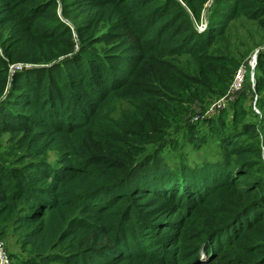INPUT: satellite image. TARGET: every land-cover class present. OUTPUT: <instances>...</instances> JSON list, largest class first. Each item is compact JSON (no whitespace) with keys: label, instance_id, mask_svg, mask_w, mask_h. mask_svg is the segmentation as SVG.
Segmentation results:
<instances>
[{"label":"trees","instance_id":"obj_1","mask_svg":"<svg viewBox=\"0 0 264 264\" xmlns=\"http://www.w3.org/2000/svg\"><path fill=\"white\" fill-rule=\"evenodd\" d=\"M183 1L190 13L177 0H71L85 16L78 22L65 9L63 16L83 41L102 22L112 24L93 50L75 53L57 0H0V136H8L6 155H13L0 165V239L14 241L13 257L28 264H264L256 124L248 146L220 134L235 156L224 171L208 164L210 156L190 163L166 155L174 127H193V113L226 96L247 55L241 47L264 46V0H216L231 5L222 24L211 20L202 34L189 21L190 14L199 20L201 8ZM44 19L54 26L43 31ZM103 47L112 49L102 54ZM70 54L76 62L57 63ZM19 64L43 67L13 74L9 89ZM257 64L261 94L264 51ZM259 102L264 114V96Z\"/></svg>","mask_w":264,"mask_h":264},{"label":"rangeland","instance_id":"obj_2","mask_svg":"<svg viewBox=\"0 0 264 264\" xmlns=\"http://www.w3.org/2000/svg\"><path fill=\"white\" fill-rule=\"evenodd\" d=\"M57 1L59 6L55 9V11L58 17L61 18V20L64 21L67 26H69L72 32L76 44L75 53H77L83 46H86L85 48L89 50H93L96 38H100L102 36L104 37L105 34L111 32L112 24L110 23V25L107 21H105L100 24L99 29L96 33L87 35V40L83 41V39L77 34L75 25H73L71 21L64 18L63 10L65 9L66 12H72L73 16L78 17V22H80L84 18V10L77 5L73 6L74 3H71V0ZM177 2L185 7L187 12L190 13L189 8L187 7V5H185V2L183 0H177ZM230 5L231 2H225L220 5L216 0L194 1L192 6L201 8V13L199 14L200 17L198 21L190 14L189 21L193 23V30L196 33L202 34L208 29L211 20L217 26L219 24H222L223 17L222 15H220V13L222 12L224 6ZM263 7L254 5L255 9ZM38 16H41V14L39 13ZM96 23L97 21L94 22V26ZM41 24L43 31H45L46 27L48 26H54V23H52L49 19L42 20ZM244 45L245 47H241V50L244 55L247 54L246 58L241 63H237L238 66L235 72V77L228 91V93L230 92L232 96V100L227 103L226 108H224L223 110L212 112V114H209V110L212 105L220 100L219 98H215L214 101L211 102V105L204 112H195L192 114L193 117L190 118L189 125L191 124L193 125V127H189V129L185 128L187 127L186 125L174 127L170 133V135L173 134L174 141H172V144L166 146V155L170 160L178 161L180 160V156L185 155L189 158L190 163H198L202 161L205 156H210L211 159L208 161V164H214L215 166H218V169H223L222 171H224L225 167L227 166V163L224 160L234 159L235 156L232 152H228V150L231 149V146H229L227 149H224L220 145V134H222V136H229L231 138L230 142L232 144H237L239 146H248L247 142L249 137L255 134L247 132H249L250 127L256 124L259 137L256 135L255 136L257 137V139L259 140V144L261 145L262 161L264 162V139L262 136L264 134V127H262L261 125L262 117L264 114L259 107V101L261 100L262 96H264V92H262L261 94L258 93V84L256 81V77L258 78L259 74L262 72V67L258 66L257 64V66L253 68L250 65L253 57L256 54L258 57L259 51H264V46L257 49H252L247 43H245ZM111 49L112 47H103L101 48V52L102 54H104ZM72 58L73 54H70L59 59L57 63L65 64L67 61H69L70 64H73L76 61L72 60ZM42 67L43 66L30 64H19L12 66L9 73V75L11 74V78L9 77L10 83L8 88L10 89L11 87L13 74L23 73V71H26L28 69H39ZM240 73L244 74L242 82L240 81L241 78H238ZM32 76L33 74L31 73L28 76V79ZM239 132H244L246 134L242 135L239 138L232 137V134H237ZM8 140V136H0V165H2L3 163L9 164L11 160H13V155H6V151L9 148ZM199 143L201 144V146H199ZM3 168L4 166H0V169ZM206 171L207 170H205V172ZM3 240L5 239H0V242H3ZM5 243L4 244L6 248L4 247L3 249H0V252L2 251L5 257L7 253L11 264H28L26 259H22L18 255L17 258L13 257L12 253L16 251L13 247L14 241L12 239H10V241H6ZM53 264L63 263L61 261V263L56 262Z\"/></svg>","mask_w":264,"mask_h":264},{"label":"built area","instance_id":"obj_3","mask_svg":"<svg viewBox=\"0 0 264 264\" xmlns=\"http://www.w3.org/2000/svg\"><path fill=\"white\" fill-rule=\"evenodd\" d=\"M256 57H257V55H256ZM250 65H251L253 68H255V66H257V58H255V64L253 65V64H252V61H251ZM238 78H239V79L241 78L240 80H241V82H242V80H243V78H244V74L242 75V74L240 73V75L238 76ZM230 100H232V96H231V94H230V92H229L228 94H226L225 97H223L222 99L218 100L217 102H215V103L212 105V107H211L210 110H209V114H212V112H218V111H220V110H223L224 108H226L227 103H228ZM4 247L6 248L4 242H0V249H3ZM0 261H1L0 264H9V263H10L9 258H8V256H7V253H6V257H5L4 254L2 253V251L0 252ZM10 264H11V263H10Z\"/></svg>","mask_w":264,"mask_h":264},{"label":"bare ground","instance_id":"obj_4","mask_svg":"<svg viewBox=\"0 0 264 264\" xmlns=\"http://www.w3.org/2000/svg\"><path fill=\"white\" fill-rule=\"evenodd\" d=\"M218 30V29H217ZM257 55V54H256ZM256 55L253 57L252 59V64L254 65L255 64V58H256ZM243 75V74H242ZM241 81V80H240ZM236 84V83H235ZM239 85H240V82H239ZM234 90V89H233Z\"/></svg>","mask_w":264,"mask_h":264},{"label":"water","instance_id":"obj_5","mask_svg":"<svg viewBox=\"0 0 264 264\" xmlns=\"http://www.w3.org/2000/svg\"><path fill=\"white\" fill-rule=\"evenodd\" d=\"M257 58V57H256Z\"/></svg>","mask_w":264,"mask_h":264}]
</instances>
